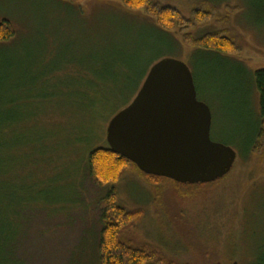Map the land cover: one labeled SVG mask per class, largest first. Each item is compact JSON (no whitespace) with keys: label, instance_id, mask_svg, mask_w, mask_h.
Returning a JSON list of instances; mask_svg holds the SVG:
<instances>
[{"label":"rangeland","instance_id":"374dc122","mask_svg":"<svg viewBox=\"0 0 264 264\" xmlns=\"http://www.w3.org/2000/svg\"><path fill=\"white\" fill-rule=\"evenodd\" d=\"M152 1L186 18L211 2ZM215 7L218 15L192 35L223 31L235 55L189 46L179 29L165 32L118 0H0V24L15 31L0 42V102H12L0 118L21 119L0 130V264H100L112 190L121 206L144 212L126 239L160 249L166 264H264V141L248 148L259 129L251 77L264 70V0ZM166 59L190 68L198 100L212 112V140L237 153L233 170L201 189L152 185L136 170L96 185L90 153L109 147V122ZM90 101L103 107L83 109Z\"/></svg>","mask_w":264,"mask_h":264},{"label":"water","instance_id":"95a60500","mask_svg":"<svg viewBox=\"0 0 264 264\" xmlns=\"http://www.w3.org/2000/svg\"><path fill=\"white\" fill-rule=\"evenodd\" d=\"M212 123L190 68L166 59L151 68L135 99L109 122L107 142L145 175L211 184L228 176L237 160L234 149L212 140Z\"/></svg>","mask_w":264,"mask_h":264},{"label":"trees","instance_id":"16d2710c","mask_svg":"<svg viewBox=\"0 0 264 264\" xmlns=\"http://www.w3.org/2000/svg\"><path fill=\"white\" fill-rule=\"evenodd\" d=\"M65 1L73 3L77 0ZM118 1L131 10H145L157 20L158 26L165 32H173L179 29L184 42L189 46L226 55H235L238 51L234 41L223 31L207 34L200 38H194L192 35L193 30L209 24L214 16L218 15L215 4L220 0H210V3L200 2L191 18H186L179 10L173 7L161 6L152 0ZM14 36L15 31L10 22L3 21L0 24V42H8ZM251 79L260 96V117L258 122L259 129L249 141L248 148L250 151L254 148H259L257 146L258 141H264V70L255 72ZM9 103L12 102H0V107L2 106L3 108ZM100 104L102 102L90 101L89 104L84 103L82 108L94 110L95 108L103 107ZM20 121V118L11 116L0 118V130L9 129ZM88 166L91 177L98 186L116 184L126 172L132 170H136V173L141 174L152 185L164 183V181L168 180L143 174L135 164L115 154L109 147L107 149L99 148L93 150L89 155ZM219 181L211 184L192 185V187L207 188ZM143 217L144 212L142 210H128L121 206L119 197L114 190L108 194L102 216L103 229L99 244L100 264H166L165 256L160 249L151 244L136 246L126 239L128 232L136 229Z\"/></svg>","mask_w":264,"mask_h":264}]
</instances>
